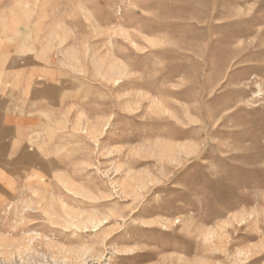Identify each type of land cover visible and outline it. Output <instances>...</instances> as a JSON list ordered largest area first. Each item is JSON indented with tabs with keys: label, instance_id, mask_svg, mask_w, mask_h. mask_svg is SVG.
<instances>
[{
	"label": "rangeland",
	"instance_id": "374dc122",
	"mask_svg": "<svg viewBox=\"0 0 264 264\" xmlns=\"http://www.w3.org/2000/svg\"><path fill=\"white\" fill-rule=\"evenodd\" d=\"M6 6L47 162L0 189V264H264V0Z\"/></svg>",
	"mask_w": 264,
	"mask_h": 264
},
{
	"label": "crops",
	"instance_id": "0c3cea01",
	"mask_svg": "<svg viewBox=\"0 0 264 264\" xmlns=\"http://www.w3.org/2000/svg\"><path fill=\"white\" fill-rule=\"evenodd\" d=\"M0 7V15L8 13ZM5 18H9L6 16ZM0 22V189L7 193L13 178L45 169L46 156L32 145L29 131L37 123L24 100L23 64L29 60L23 44L24 30ZM13 26V27H12ZM18 33L22 36L17 35ZM13 35V36H12ZM10 40V41H9ZM12 62V63H11ZM13 180V181H12Z\"/></svg>",
	"mask_w": 264,
	"mask_h": 264
},
{
	"label": "bare ground",
	"instance_id": "6f19581e",
	"mask_svg": "<svg viewBox=\"0 0 264 264\" xmlns=\"http://www.w3.org/2000/svg\"><path fill=\"white\" fill-rule=\"evenodd\" d=\"M21 1V0H20ZM204 2V1H203ZM16 3V2H15ZM17 4V3H16ZM20 4V6H21V3H19ZM18 5V4H17ZM24 7V6H23ZM25 9V8H24ZM19 11V10H18ZM21 15V14H20ZM21 17V16H20ZM13 27V26H12ZM13 36V35H12ZM10 41V40H9ZM12 63V62H11Z\"/></svg>",
	"mask_w": 264,
	"mask_h": 264
}]
</instances>
